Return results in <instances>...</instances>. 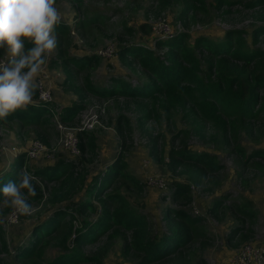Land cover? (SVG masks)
<instances>
[{
  "label": "trees",
  "instance_id": "1",
  "mask_svg": "<svg viewBox=\"0 0 264 264\" xmlns=\"http://www.w3.org/2000/svg\"><path fill=\"white\" fill-rule=\"evenodd\" d=\"M238 1L247 9L253 6L264 8V0ZM156 2L158 10L165 3L171 2L170 6L180 4V19L186 18L188 10L200 9L196 7V0ZM214 2L218 6L219 3L228 5L231 1ZM101 16L96 13L85 15L78 23L87 25L100 22ZM254 18L262 21V24L253 28L249 42L242 37L241 31H230L217 41L196 37L188 45L185 41L187 35L178 33L175 38L164 43L166 51L161 56L143 46L118 45L115 55L121 60H125V56L135 58L140 70L147 76L144 81L131 86L121 78L112 81L110 86L96 87L85 78L76 88L71 75L65 72L67 81H70L67 88L77 95L78 102H81L83 92L102 97H126L140 112L136 122L147 118L160 122L162 117H169L171 112L180 113L181 118L188 121V128L179 129L178 132L196 135L201 141L215 147L224 145L235 152L237 159L240 158L242 162L250 158L252 169L264 176V149L256 148L246 154L237 141L241 133H249L254 128L264 129V49L256 45L258 34L264 35V13H256ZM56 30L59 34H65L68 27L59 24ZM156 44L160 45L158 40ZM31 46L26 42V47ZM198 53L202 60L196 56ZM96 59L97 56L92 53L80 57L67 56L64 61L80 70L88 68L91 61ZM82 106L81 103L64 106L57 113L58 118L62 122H69ZM54 114L52 103L33 102V106H29L26 111L18 109L7 120H0V123L17 120L15 122L20 125L43 126L49 123ZM128 124L129 119L119 114L116 132L121 134L123 128L128 129ZM80 133L79 149L92 151V132ZM175 136L172 135V139ZM156 139L157 136H149V154L161 161L162 149H157ZM177 140L178 145L166 152V166L188 182L172 181L169 197L173 202L184 203L189 200L191 186L201 185L206 177L214 176L220 166L214 154L205 150H191L185 140ZM23 154H17L10 168L0 174V186L9 180L16 181L15 174L23 163ZM32 171L41 179L59 183L50 187L51 194L46 199L48 204L53 206L65 201L67 205L55 208L48 217L32 226L27 243L15 246L14 260L25 264H41L44 247L53 244L64 251L44 264H101L109 244L118 240L119 254L129 260V264H198L194 245L198 241L200 249H204L210 244L201 217L191 216L183 208L166 207L161 216L162 225L157 229L144 213L116 191L115 184L119 179H126L136 190L140 189L136 179L127 172L122 151L117 152L109 164L89 179H86V171H79L73 177V166L61 160ZM34 184L37 195L29 197V202L39 201L42 197L40 187L36 182ZM226 200V195H217L210 201L207 212L216 218H222L226 212L234 220L235 225L226 237L230 244L234 238L238 242L250 239V226L256 213L251 200L233 199L225 204ZM91 213H96L95 220L87 219ZM74 214L80 216L77 227H73ZM244 223L248 226L242 230ZM71 234L73 246L67 248L66 242ZM103 236V245L96 246L88 254L82 251L83 247ZM0 251H6L1 228ZM3 263L0 258V264Z\"/></svg>",
  "mask_w": 264,
  "mask_h": 264
},
{
  "label": "rangeland",
  "instance_id": "2",
  "mask_svg": "<svg viewBox=\"0 0 264 264\" xmlns=\"http://www.w3.org/2000/svg\"><path fill=\"white\" fill-rule=\"evenodd\" d=\"M214 1L196 0V7L200 9L188 10L186 18L180 19L178 18L180 4L170 6L171 2L163 4L158 10L156 0H80L79 3L75 0H56L54 6L62 14L59 24L66 25L68 30L65 34L58 33L59 46L56 54L40 72V75L44 76V85L51 94L50 103L56 115L50 117L49 123L43 126L20 125L15 122L17 120L0 123V174L10 168L16 155L23 154L33 139L41 138L40 141L46 145L49 153L53 154L49 161L45 158L27 160L23 154V163L19 166L16 176L14 175L15 180L19 179L22 170L29 172L37 178L34 182L40 187L42 197L39 201L30 202L32 204L30 215H18L16 220L8 219L12 209L5 208L0 211L1 238L6 244V251H0L3 264H25L13 259L15 246L27 243L34 224L48 217L55 208L67 205L65 201L53 206L47 203L46 199L51 194L50 187H55L59 183L55 180L46 181L34 175L32 171L34 168L61 160L73 166V177L79 171V173L86 171V179H89L109 164L120 151L127 164V172L136 179L140 189L136 190L126 179H119L115 184L116 191H119L134 208L144 213L147 219L155 224V228H160L162 212L170 206L183 208L191 216L202 218L204 232L209 237L210 244L204 249H200L198 241L194 245L195 254H198V264H231V256L243 244L264 246V176L258 175V172L252 169L250 158L242 162L240 158L237 159L235 152L224 145L215 147L201 141L196 135L178 132L179 129L188 128V121L183 120L180 113L171 112L169 117H162L160 122L152 118L136 122L140 112L126 97H102L83 92L82 100L78 102L77 95L67 88L70 81H67L65 72L71 75L76 88L85 78L96 87L110 86L112 81L121 78L131 86L144 81L147 76L140 70L135 58L125 56V60H121L115 55L118 45L143 46L155 55L161 56L166 51L164 43L175 38L178 33L187 35L185 41L188 45L196 37L217 41L230 31H241L242 37L249 42L253 28L262 24V21L254 18L255 14L264 13V8L253 6L247 9L238 0H229L231 2L228 5L219 3L216 6ZM92 13L102 15L101 21L87 25L78 23L79 19ZM157 40L159 46L155 45ZM256 45L264 49L263 34H258ZM107 46L113 48L112 54L100 55L98 52ZM1 52L0 64L6 62L10 56L3 49ZM92 53L97 59L91 61L86 69L78 70L73 64L64 61L67 56L80 57ZM196 56L202 60L200 53ZM35 101L36 96L33 98L34 103ZM71 103H81L83 106L76 111L71 121L63 123L65 126L78 128L81 115L85 121L92 123L91 129L85 131L92 132L94 137L92 151L87 148L85 151L79 149L77 155H70L59 146L60 133L56 127V120H61L57 113ZM119 114L129 119L128 129L123 128L121 134L117 133L115 128ZM175 134L172 139V135ZM149 136H157V149H162L161 161L149 154ZM78 137L80 142L79 132ZM177 138L185 140L191 150H205L214 154L220 166L218 172L212 177H206L201 185L191 186L189 200L184 203L173 202L169 197L172 181L188 182L166 166V152L170 147L178 145ZM237 141L246 154L256 148L264 149V129L254 128L249 133H241ZM217 195H226L225 204L233 199L251 200L256 213L255 220L250 226V239L238 242L237 238H234L231 244L227 241L229 230L235 225L234 220L229 218L226 212L222 218L212 217L207 212L210 201ZM96 217V213H91L87 219L95 220ZM79 221L80 216L74 214L73 227H77ZM247 226L244 223L242 230ZM72 237L73 234L66 242L67 248L73 246ZM104 242L103 236L83 247L82 251L88 254ZM119 247L118 240L109 244L101 264H129V260L123 259L119 254ZM61 249L62 247L53 244L45 246L41 264L64 251Z\"/></svg>",
  "mask_w": 264,
  "mask_h": 264
},
{
  "label": "clouds",
  "instance_id": "3",
  "mask_svg": "<svg viewBox=\"0 0 264 264\" xmlns=\"http://www.w3.org/2000/svg\"><path fill=\"white\" fill-rule=\"evenodd\" d=\"M55 3L56 0H0V49L10 54L0 64V120L33 106L42 67L51 61L59 46L56 29L62 14ZM26 42L32 46L26 47ZM36 180L22 170L18 181L9 180L0 186V211L12 209L17 218L30 215L29 197L37 195Z\"/></svg>",
  "mask_w": 264,
  "mask_h": 264
},
{
  "label": "built area",
  "instance_id": "4",
  "mask_svg": "<svg viewBox=\"0 0 264 264\" xmlns=\"http://www.w3.org/2000/svg\"><path fill=\"white\" fill-rule=\"evenodd\" d=\"M113 52L111 46H107L98 53L100 55L110 56ZM44 76H39L40 89L36 92L35 102H52V97L49 90L44 85ZM56 115V114H54ZM55 117V116H54ZM78 128L68 127L59 120H56V127L60 133L58 143L61 149L69 153L70 155H77L79 152V137L78 132H85L90 130L91 124L87 120L85 121L83 115L80 116ZM89 126V127H88ZM90 128V129H88ZM25 158L27 160H36L38 158H45L49 161L53 154L49 153L46 145L39 139H33L30 141L26 150L24 151ZM160 181V186H161ZM17 214L12 211L8 217L9 221L16 220ZM231 264H263L264 262V246L259 244L245 243L243 244L234 255L230 258Z\"/></svg>",
  "mask_w": 264,
  "mask_h": 264
}]
</instances>
